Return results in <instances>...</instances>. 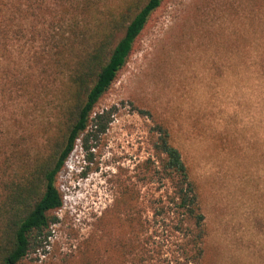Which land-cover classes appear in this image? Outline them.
Returning a JSON list of instances; mask_svg holds the SVG:
<instances>
[{
	"label": "rangeland",
	"instance_id": "rangeland-1",
	"mask_svg": "<svg viewBox=\"0 0 264 264\" xmlns=\"http://www.w3.org/2000/svg\"><path fill=\"white\" fill-rule=\"evenodd\" d=\"M30 36L15 37L0 60L1 133L16 118L24 125L55 113L57 87H47L41 62L32 59L38 43ZM261 53L264 0H164L95 109L113 110L107 131L88 140L89 151L78 140L60 173L64 205L48 244L30 255L29 264H117L110 258L123 231L109 213L116 182L129 181L136 165L153 156L150 131L158 120L170 127L199 186L205 264H264ZM27 82L33 94L23 87ZM150 187L158 185L142 186V192ZM148 235V245L140 235L136 261L150 249L154 260L179 264V234L171 225L156 226ZM92 236L99 249L110 248L94 260L91 246L82 251Z\"/></svg>",
	"mask_w": 264,
	"mask_h": 264
},
{
	"label": "trees",
	"instance_id": "trees-1",
	"mask_svg": "<svg viewBox=\"0 0 264 264\" xmlns=\"http://www.w3.org/2000/svg\"><path fill=\"white\" fill-rule=\"evenodd\" d=\"M163 1L0 0V60L15 37L31 33L30 40L38 43L32 59L41 62L47 87L55 85L58 91L55 113L47 121L23 125L16 118L9 132H0V264H29L30 255L48 244L64 205L59 175L78 140L89 151L88 140L107 131L113 110L95 109ZM29 85L23 87L33 94ZM150 133L153 156L136 165L129 181L116 182L109 213L123 233L110 261L129 264L131 257V264H163L150 249L136 261L140 235L148 245L154 227L171 225L179 234L178 263L205 264L207 228L199 186L168 124L158 120ZM155 184L142 192V186ZM100 222L106 223L104 217ZM95 243L92 236L82 250L86 254L91 246L93 260L102 256L101 250L110 251Z\"/></svg>",
	"mask_w": 264,
	"mask_h": 264
}]
</instances>
